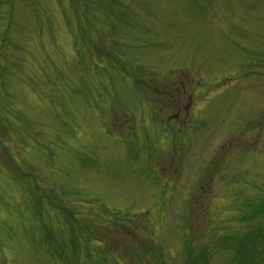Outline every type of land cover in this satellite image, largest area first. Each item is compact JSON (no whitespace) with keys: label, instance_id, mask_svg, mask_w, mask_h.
Listing matches in <instances>:
<instances>
[{"label":"rangeland","instance_id":"obj_1","mask_svg":"<svg viewBox=\"0 0 264 264\" xmlns=\"http://www.w3.org/2000/svg\"><path fill=\"white\" fill-rule=\"evenodd\" d=\"M59 1L0 0V264H233L231 242L264 243V0L96 1L90 33L71 0L75 40ZM52 193L85 205L83 234L54 230Z\"/></svg>","mask_w":264,"mask_h":264}]
</instances>
